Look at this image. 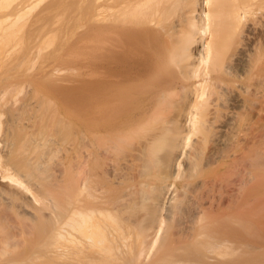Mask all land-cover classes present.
Returning <instances> with one entry per match:
<instances>
[{"label":"bare ground","instance_id":"bare-ground-1","mask_svg":"<svg viewBox=\"0 0 264 264\" xmlns=\"http://www.w3.org/2000/svg\"><path fill=\"white\" fill-rule=\"evenodd\" d=\"M39 2L0 10V264H264V0H103L75 70L14 42Z\"/></svg>","mask_w":264,"mask_h":264},{"label":"rangeland","instance_id":"rangeland-1","mask_svg":"<svg viewBox=\"0 0 264 264\" xmlns=\"http://www.w3.org/2000/svg\"><path fill=\"white\" fill-rule=\"evenodd\" d=\"M3 1H5L4 4L10 8L15 3L17 4V2H19V0H10L9 2L8 0ZM13 1L15 2L13 3ZM40 1V4L38 3L31 9L27 10V12L24 13V16H22L18 25H23V27H21L23 31L22 33L21 29L17 31V34L19 35L15 32V34L13 33L15 36V39L13 37L14 42L18 43V41H20L19 39H22L24 36V40L20 41L22 43L20 45H24L26 44V41L31 40L30 38L34 39L32 35H36L35 37L40 36L38 38H45L48 42L50 38L47 39L46 37H51L53 33L54 36L52 39L53 41L55 40V44L52 43V40L49 44L52 43L54 46L52 44L50 45H52L53 48L55 47L56 52L59 51L56 55L61 59L67 54H71L70 56L75 58L73 59L71 57L75 60L74 62L76 65L74 62H72V64L68 62V66H74L72 69L75 70V66L78 67L77 59L79 63L91 59L96 53L95 51L99 50L97 47H100L103 43L105 32L103 0H57L58 3L56 0H44L45 2L43 0ZM54 2H56V4ZM45 4L46 7H44ZM5 5L1 4L0 10L1 8H4L3 6ZM7 7L5 6L4 9L10 10V8L6 9ZM11 35L12 32L9 33V36ZM59 44H61V46H59ZM70 56L67 55L64 59L70 58ZM66 61L69 60L67 59ZM78 70L79 69H76V72Z\"/></svg>","mask_w":264,"mask_h":264}]
</instances>
